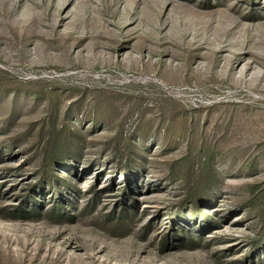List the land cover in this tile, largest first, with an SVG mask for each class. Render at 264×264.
Listing matches in <instances>:
<instances>
[{"label": "rangeland", "instance_id": "obj_1", "mask_svg": "<svg viewBox=\"0 0 264 264\" xmlns=\"http://www.w3.org/2000/svg\"><path fill=\"white\" fill-rule=\"evenodd\" d=\"M0 264H264V0H0Z\"/></svg>", "mask_w": 264, "mask_h": 264}]
</instances>
